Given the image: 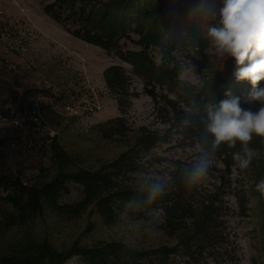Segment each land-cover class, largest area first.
<instances>
[{"label": "trees", "instance_id": "trees-1", "mask_svg": "<svg viewBox=\"0 0 264 264\" xmlns=\"http://www.w3.org/2000/svg\"><path fill=\"white\" fill-rule=\"evenodd\" d=\"M44 11L60 24L75 21L76 26L68 30L71 35L107 52L113 51L129 65V70L118 63L104 68L105 86L114 96L121 115L98 125L104 138L125 143L126 147L116 157L88 168L75 164L53 135L48 138L56 168L52 179L39 186L25 187L18 177H0V186L6 190L0 194V200L19 207L21 221L41 211L42 201L52 211L69 215H78L90 207L104 223H113L127 210L137 219L148 211H160V229L175 243L138 248L121 241L92 245L75 241L59 249L42 239L28 244L21 256H1L0 264H64L71 257H77L82 264H179L178 256L184 259V264L233 261L230 255L233 246L223 220L227 209L224 189L225 177L236 164L232 154L242 151L239 143L235 148L221 145L216 152L208 174H218V185L202 187L187 179V171L210 148V138L208 142L205 140V105L227 99L226 92L238 97L245 87L251 88L248 81L235 79L233 58L222 76L215 75L213 83L198 85L181 79L185 67L173 52L192 47L202 53L205 40L195 22L187 32L177 22H170L165 0H53L44 6ZM126 43L136 48H123ZM154 54L159 55V62L154 60ZM134 78L158 104L160 121L167 128L158 132L141 127L130 142L131 128L124 114L131 98L138 93L132 87ZM259 86H264V81ZM240 106L251 109L241 100ZM173 135L177 147L191 146L197 150L189 158L169 160L167 178L156 181L164 185V192L151 199V186L137 182L136 175L143 173L145 167L142 155L158 144L170 143ZM7 141L0 138V144ZM249 146L259 154L254 159L261 168L257 169L261 172L260 179L264 180V138L253 136ZM71 184L81 189V199L75 204L59 203L61 196L70 192ZM15 221V216L7 212L4 219L0 218V231Z\"/></svg>", "mask_w": 264, "mask_h": 264}, {"label": "rangeland", "instance_id": "rangeland-1", "mask_svg": "<svg viewBox=\"0 0 264 264\" xmlns=\"http://www.w3.org/2000/svg\"><path fill=\"white\" fill-rule=\"evenodd\" d=\"M51 1L0 0V104L11 95L13 86L21 87L28 95L36 92L49 95L54 104V109L43 116L41 125L29 126L24 142H19L21 144L3 165L1 177H18L26 181L25 187L44 184L55 173L48 139L51 134L57 136L59 147L82 167L96 168L126 147L125 143L104 138L98 125L121 115L114 96L105 86L104 68L118 63L129 70V65L113 51L107 52L71 35L68 30L76 26L75 21L60 24L44 11V6ZM165 1L169 6L167 16L170 22L173 20L180 24L184 32L195 22L205 40L202 53L192 47L173 52L185 67L180 77L198 85L215 82V75L222 76L232 59L215 55L207 36L208 29L219 22L224 0ZM123 48L136 47L126 43ZM154 55V60L159 62V55ZM10 65L14 67L10 68ZM132 87L138 93L131 98L124 114L131 128L130 142L141 127L158 132L167 128L160 121L158 104L143 92L137 78L133 79ZM250 90L245 87L238 97L255 112L260 104L246 100ZM93 105H99L100 110L90 112L88 108ZM67 106L71 110L67 111ZM12 137H17L16 132L0 133V138L5 140ZM28 142L32 144L29 148L26 147ZM175 144L178 141L173 135L170 143L158 144L142 155L145 167L143 173L136 175L139 185L151 186L156 181L165 180L169 160L189 158L197 150ZM23 147H26L25 157L18 154ZM257 157L259 154L255 152L253 159ZM216 164L221 166L218 162ZM257 169L261 168L255 159L244 170L236 163L231 174L225 177L227 209L223 220L233 246L230 253L233 261L224 264H264V192L256 187L261 181V172ZM217 177L216 173L208 174L197 184L202 187L218 185ZM0 187V194H4L6 190ZM81 197V189L71 184L70 192L61 196L59 203L75 204ZM7 212L13 214L16 221L0 231V257L21 256L28 244L42 239H47L59 249L75 241L81 245L121 241L138 248L175 243L160 229V211H148L143 218L137 219L133 212L127 210L120 213L113 223H104L90 207L78 215H69L52 211L42 201L41 211L21 221L19 207L0 200V218L4 219ZM176 261L179 264L185 262L179 256ZM64 264L82 263L77 257H71Z\"/></svg>", "mask_w": 264, "mask_h": 264}, {"label": "clouds", "instance_id": "clouds-1", "mask_svg": "<svg viewBox=\"0 0 264 264\" xmlns=\"http://www.w3.org/2000/svg\"><path fill=\"white\" fill-rule=\"evenodd\" d=\"M216 26L207 31L211 51L223 59L231 57L236 65L237 81H248L251 90L246 100L259 102L255 112L240 106V97L226 92L227 99L205 105V140L210 148L187 171L189 183L201 182L215 162V154L221 145L242 151L233 153V159L241 169H247L255 155L249 145L253 136L264 138V0H224ZM183 79V77L181 78ZM264 192V180L256 185ZM164 192L162 183H154L149 198L155 199Z\"/></svg>", "mask_w": 264, "mask_h": 264}, {"label": "built area", "instance_id": "built-area-1", "mask_svg": "<svg viewBox=\"0 0 264 264\" xmlns=\"http://www.w3.org/2000/svg\"><path fill=\"white\" fill-rule=\"evenodd\" d=\"M10 68L14 67L12 65ZM0 133L16 132L17 137L8 139L7 143L0 144V177L3 165L10 159V155L18 145L24 142L29 126H39L43 121L46 112L54 109L53 100L49 95L43 93H33L28 95L19 86H13L11 95L0 104ZM90 112L100 110L99 105L88 108ZM69 111L71 108L66 107ZM53 136V134H51ZM31 142L27 143V148L31 147ZM18 153L25 155V149ZM21 185L26 186V181L20 179ZM1 193V187H0Z\"/></svg>", "mask_w": 264, "mask_h": 264}]
</instances>
